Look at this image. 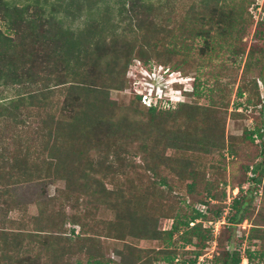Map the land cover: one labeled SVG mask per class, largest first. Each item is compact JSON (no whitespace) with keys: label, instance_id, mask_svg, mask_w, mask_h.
Segmentation results:
<instances>
[{"label":"trees","instance_id":"1","mask_svg":"<svg viewBox=\"0 0 264 264\" xmlns=\"http://www.w3.org/2000/svg\"><path fill=\"white\" fill-rule=\"evenodd\" d=\"M110 1L0 0V92L13 91L11 98L0 99V130L18 138L27 131L33 137L18 156L0 142V263H39L35 251L40 247L53 264L77 255L85 257V264H196L214 238L212 225L223 220L227 245L209 264H240L241 252L230 248L229 233L256 208L251 203L244 208L245 195L236 197L222 217L225 193L217 191L224 181L206 179L207 169L199 164L208 156L216 155L218 163L226 154L236 158L242 146L226 138L213 107L182 101L169 110L142 105V112V96L134 94L130 112L108 92L126 87L134 57L147 65L152 56L159 61L164 50L165 57L187 53L186 63L194 46L184 44L198 39L205 48L216 44L230 52L254 0H194L187 11L193 20L185 18L174 27L167 22L174 12L167 10V16L162 6ZM259 24L264 28V21ZM237 52L233 46L231 53ZM192 82L185 96H199L196 78ZM253 89V105L264 103L257 82ZM245 91L240 87L237 95ZM56 92L61 103L49 101ZM244 132L249 143L259 146L255 162L245 167L251 174L246 192L255 193L264 185V129ZM83 141L95 157L79 152ZM29 180L59 182L63 188L39 203L31 230L11 231L7 214L21 206H11L9 186ZM236 182L241 192L243 182ZM69 205L76 213L63 211ZM97 208L113 212L115 219L89 226L84 222L88 210ZM161 219L171 220L169 229L159 228ZM248 221L247 242L258 241L261 248L257 258L246 249L245 258L264 263V200ZM101 238L116 243L118 261L105 254ZM127 238L157 240L161 247L144 251L125 243Z\"/></svg>","mask_w":264,"mask_h":264},{"label":"rangeland","instance_id":"2","mask_svg":"<svg viewBox=\"0 0 264 264\" xmlns=\"http://www.w3.org/2000/svg\"><path fill=\"white\" fill-rule=\"evenodd\" d=\"M144 1L148 4H152L151 9H154L153 5L162 6L167 16V10L173 11V17H170L167 21L172 22V27L179 25L185 18L189 19V17H191V20H193L192 13L187 11L191 8L190 5L194 3V0ZM18 2H25V0H18ZM110 3H113V0H111ZM126 5L130 6L128 0ZM247 12L249 14V16H247L249 21L247 24L244 23L242 25L243 28L240 31L241 35L239 40V35L234 33L235 41H232V45L236 51H238L236 55L231 53L233 46L230 48L231 51L229 52L226 50L227 47L218 48L216 44L213 45L214 49L205 48V42L202 39H198L195 43L187 41L184 46H189V48H191V45H193L194 49L188 52L186 63L183 62L187 53L184 56L165 57L163 54L164 50L159 55L161 57L159 61L152 56L150 63L147 65L142 64L139 58L134 57L130 66H128L129 71L125 77L128 79L126 87L122 90L110 89L108 92L111 100L115 101L122 108L128 107L130 112H134L130 104L134 94L142 96L141 106H138L142 112H146L143 108L144 105L153 106L154 103L152 102L161 97L164 99V102L158 105H161L162 108H164L163 110L174 109L179 101H185L202 107H213L216 115L221 119L224 125V134L226 138L233 137L237 145H242L241 148H239V155L236 156V158L226 154L224 156L225 160L218 163L216 162L218 157L215 155L214 157H204L202 159L203 162L200 161L199 163L201 166L204 165L207 169L206 179L224 181L222 184H219L217 191L219 194L222 192L225 193V198L220 202L221 205H227V208L223 211L222 217H225L228 212V206L231 205L236 197L241 198L245 195L244 208L247 206V203H251L256 208L255 214L264 200V185L258 187V191L255 193L250 191L246 192V188L249 186L247 183L248 177L251 174L246 173L245 167L253 165L255 162L253 161V155L259 151V146L249 143L244 135L245 130L262 129L263 131L264 129V103L256 106L253 105L256 100L253 82H257L260 95L263 97L262 100L264 101V28L259 24L264 21V0H254L252 4L247 7ZM2 25L4 24L2 20H0L1 29H3ZM201 49L206 53L202 54L200 52ZM157 53L160 52L157 51L155 55ZM163 61H166V63ZM195 78L198 85L199 96H185L183 89L191 90L193 85L192 81ZM238 87L246 88L245 93L241 97L237 95L239 90ZM57 94L58 92L52 95L49 101L55 100L57 103H61L60 100H62V98ZM12 96V90L3 93L0 92V99L11 98ZM58 98H60V100H58ZM248 100H252V104H248ZM35 109L36 108L32 109L30 113L31 116L36 114ZM41 116H43V113L39 116L38 121L41 120ZM3 133H6L5 129L0 130V142L2 146L7 149L6 152L13 153L15 156L22 154L21 150L24 149V145L27 142H33L32 134L30 133V135L27 136V131L26 136H21V138L11 137ZM79 152L85 157H95L94 150L84 141L79 145ZM168 155H172V152H169ZM45 158L46 156L44 159ZM12 159L11 157L10 160ZM0 164L3 166L2 162H0ZM236 181L243 182V190L241 192H239L238 183ZM58 187L63 188V184L59 182L55 184L49 180H29L9 186L11 206L19 205L21 209L14 210L7 214V228L15 232L18 231V227H20V229L22 228L23 231L31 230L33 226L32 217L37 215L39 203L46 202L49 197H52ZM58 209L59 206L56 205L55 211H59ZM63 211L71 215L76 213V210L73 211L70 205L65 207ZM88 213V221L84 222L89 226H92L91 224L94 222L96 223L102 220L111 221L115 219L113 212H105L102 208L92 209L91 211L88 210ZM255 214L249 211L248 216L251 218L233 227L229 233L231 236L229 242L230 248L233 249L238 247L241 252L240 264H264L258 260H254L251 263L245 258L246 249L254 251L252 253H254L257 258L256 251H259L261 248L258 241H255L254 244L253 242H247L246 239L250 227L248 220L252 221ZM210 224H207L206 227H209ZM170 225V219H161L159 228L167 230L170 228ZM223 226V220L212 225L214 238H212L207 246L206 255L199 257L196 264H209L212 255H219L220 250L225 248L227 245L226 237L228 235L225 234ZM69 227L68 225L67 229H69ZM242 233L245 236L243 239H240ZM100 241L103 244L105 254L118 261V256L113 252L116 243L105 238H101ZM125 241V243H132L144 251H156L161 247L157 240H139L134 242L127 238ZM121 245L119 247H121ZM21 246L26 250L27 246L25 244H21ZM35 252L40 255L41 259L39 263L37 262L35 264H53L51 262L47 263L48 258L40 247H38ZM11 256L15 257V254L12 253ZM77 261H80L81 264H85V257L83 255L65 257L55 264H77Z\"/></svg>","mask_w":264,"mask_h":264},{"label":"clouds","instance_id":"3","mask_svg":"<svg viewBox=\"0 0 264 264\" xmlns=\"http://www.w3.org/2000/svg\"><path fill=\"white\" fill-rule=\"evenodd\" d=\"M192 90V89H191ZM191 90H187V89H183V92L185 93V92H188V91H191ZM164 102V99L161 97V98H157L155 101H153L152 103H154V107L155 106H157L159 103L161 104V103H163ZM179 102H181V101H179ZM148 107H152L151 105H149Z\"/></svg>","mask_w":264,"mask_h":264},{"label":"built area","instance_id":"4","mask_svg":"<svg viewBox=\"0 0 264 264\" xmlns=\"http://www.w3.org/2000/svg\"><path fill=\"white\" fill-rule=\"evenodd\" d=\"M145 99H146V97H145Z\"/></svg>","mask_w":264,"mask_h":264}]
</instances>
